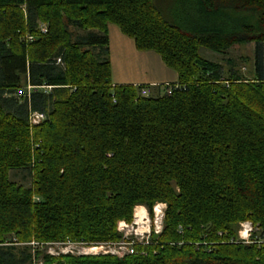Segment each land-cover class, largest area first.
I'll list each match as a JSON object with an SVG mask.
<instances>
[{"label":"trees","instance_id":"obj_1","mask_svg":"<svg viewBox=\"0 0 264 264\" xmlns=\"http://www.w3.org/2000/svg\"><path fill=\"white\" fill-rule=\"evenodd\" d=\"M181 1L191 11L172 20L158 0H0V264H31V243L118 242L117 223L156 202L163 229L146 255L44 263L264 264V244L228 243L245 219L264 234V0ZM108 24L157 53L179 87L112 85ZM248 44L253 80L198 54Z\"/></svg>","mask_w":264,"mask_h":264},{"label":"rangeland","instance_id":"obj_2","mask_svg":"<svg viewBox=\"0 0 264 264\" xmlns=\"http://www.w3.org/2000/svg\"><path fill=\"white\" fill-rule=\"evenodd\" d=\"M158 1L160 2V6L157 5V7L159 6L161 8L160 9L158 7V9L162 12V15L165 18L176 20L179 15L181 18H183L184 15H186V13L188 14L191 11L189 8V4L181 0H158ZM43 26L45 25L43 24ZM68 29L71 32L75 33V30L72 27H68ZM198 54L202 59L206 61L218 63L222 65L224 73H226L227 69L229 68L228 60H232V62L234 63V69L240 71V73L242 74V76L245 77V79H249V80L254 79V55H255V45L254 44L236 45L232 47L230 50H228L225 54H219V53H215L205 48H200L198 50ZM262 54H263L262 63H263V73H264V46L262 47ZM160 91H163V89H160ZM144 96H146V94ZM9 177L11 181L15 182L18 185H21L22 187L29 188L32 184V178L28 170L11 171L9 173ZM38 200L39 198H35V201H38ZM156 204L164 205L163 213L165 215L166 204L163 202H156L153 206H155ZM153 206L151 210H149L146 205H137L133 209L131 221H125V220H122V221H125L131 224L134 221V214H135L136 221H139L144 215V209L147 211V214L149 215V217H152ZM138 207H141V208L136 210V208ZM163 220H164V217H163ZM244 223L251 224V226L253 227V234L255 235V239L264 237V234H261V235L259 234L261 233V230L258 224H254L250 219H245V220L239 221L237 225L232 227L233 230L235 231V237L229 240L228 243H234V241H238L241 224H244ZM162 229H163V224H162ZM116 231L118 232L117 228H116ZM7 238L8 240L15 241L13 235L8 236ZM250 240L253 241L252 238H250ZM107 243L109 242H93V243L75 242V244H72V245L71 244L69 245L67 243L66 244L60 243V244L53 245V246H51V244L38 245L35 243H31L30 246L33 248L32 249L33 262L31 264H45L42 258V256L44 255H49V256H54V257H59V255H71L73 257L111 256V257H115L118 259H122L126 256V255L124 256L116 255L115 253L98 254V255H83L82 253L83 249L85 250V248L100 247L101 245L103 246V250L107 251V248H106ZM37 252L41 253L38 258L36 257ZM61 252H69V253L61 254ZM51 264H55V263H51Z\"/></svg>","mask_w":264,"mask_h":264},{"label":"crops","instance_id":"obj_3","mask_svg":"<svg viewBox=\"0 0 264 264\" xmlns=\"http://www.w3.org/2000/svg\"><path fill=\"white\" fill-rule=\"evenodd\" d=\"M110 81L112 85L144 86L147 95H157L166 84L178 82L177 72L153 51H139L134 40L108 24Z\"/></svg>","mask_w":264,"mask_h":264},{"label":"built area","instance_id":"obj_4","mask_svg":"<svg viewBox=\"0 0 264 264\" xmlns=\"http://www.w3.org/2000/svg\"><path fill=\"white\" fill-rule=\"evenodd\" d=\"M39 33H46V26L40 25L38 28ZM25 42H33L34 36L27 34L23 37ZM58 63L60 60H57ZM165 93L167 95H171V93L176 90L179 86L177 84H166ZM33 87L30 85L25 86L23 89H20L16 92V96L18 98L28 97ZM146 94L145 90H142L141 95L144 96ZM30 122L32 125H37L44 120V116L38 113H31L29 116ZM163 204H156L152 209V217H149L147 211L144 209V215L139 220L136 221L134 214V221L129 224L125 221H119L117 224V230L121 235V240L118 242H109L106 244L107 251L103 250V246L100 247H88L83 249V255H98V254H109L115 253L116 255H146L147 251L145 247L151 245V237L153 235H160L162 232V224H163ZM253 235V227L250 223L241 224V229L239 231L238 241H234V243H257L264 244V237L255 239L251 241ZM75 244V242L67 241L61 244ZM60 243H53V245H57ZM77 244V243H76ZM51 253V252H49ZM69 252H61V254H68ZM71 253V252H70ZM52 255V254H51ZM59 255V254H58Z\"/></svg>","mask_w":264,"mask_h":264}]
</instances>
